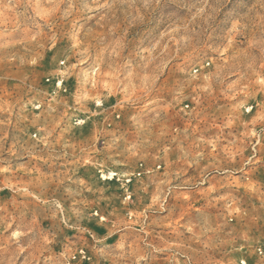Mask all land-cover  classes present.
Instances as JSON below:
<instances>
[{
  "label": "clouds",
  "instance_id": "obj_1",
  "mask_svg": "<svg viewBox=\"0 0 264 264\" xmlns=\"http://www.w3.org/2000/svg\"><path fill=\"white\" fill-rule=\"evenodd\" d=\"M0 264H264V0H0Z\"/></svg>",
  "mask_w": 264,
  "mask_h": 264
}]
</instances>
